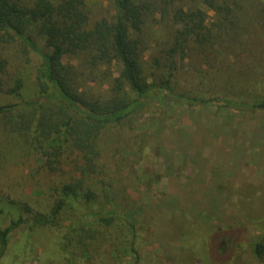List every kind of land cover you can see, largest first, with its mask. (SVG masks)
Masks as SVG:
<instances>
[{"label": "rangeland", "instance_id": "obj_1", "mask_svg": "<svg viewBox=\"0 0 264 264\" xmlns=\"http://www.w3.org/2000/svg\"><path fill=\"white\" fill-rule=\"evenodd\" d=\"M87 2L91 22L113 14L112 0ZM247 2L240 28L223 42L179 53L176 71L164 68L175 28L151 20L144 29L150 82L164 74L177 93L208 102L192 105L156 88L133 119L101 133L105 169L91 187L100 195L108 187L115 228L82 230L79 210L60 215L57 225L35 223L33 214L48 213L64 183L78 176L76 158L52 172L0 127V228L23 219L0 264H264L254 253L264 242V111L231 103L264 94V0ZM34 36L45 50L44 36ZM40 62L22 41H0V106L40 97ZM118 70L102 66L85 87L106 93ZM19 80V94L10 93Z\"/></svg>", "mask_w": 264, "mask_h": 264}, {"label": "trees", "instance_id": "obj_2", "mask_svg": "<svg viewBox=\"0 0 264 264\" xmlns=\"http://www.w3.org/2000/svg\"><path fill=\"white\" fill-rule=\"evenodd\" d=\"M112 2L111 16L91 22L87 0H0L1 43L20 40L41 58L35 73L40 97L21 105L0 106V127L11 133L17 146L38 155L52 172L60 171L70 156L76 158L72 164L78 176L64 183L48 213L33 214L40 226L57 225L60 215L79 210L80 229L115 228L120 219L118 213L106 209L112 201L108 187L101 195L92 188L93 180L105 169L98 147L101 133L111 124L133 119L144 108L145 99L157 95L156 88L178 100L188 99L192 105L208 102L177 93L164 74L159 83L150 82L143 62V31L151 20L175 28L164 68L176 71L179 53L184 54L191 45L223 42L247 19V0ZM35 34L44 36L45 50L34 42ZM115 63L118 77L106 93L95 94L94 87H85L93 82L99 68ZM22 85L19 80L8 91L18 95ZM221 93L227 95V91ZM247 97L231 103L264 111V94L250 92ZM25 210L32 213L28 207ZM22 222L19 218L8 228H0V258L7 248L8 235ZM254 253L258 259L264 258L263 241L254 244Z\"/></svg>", "mask_w": 264, "mask_h": 264}]
</instances>
